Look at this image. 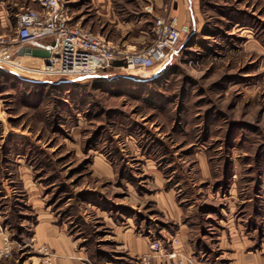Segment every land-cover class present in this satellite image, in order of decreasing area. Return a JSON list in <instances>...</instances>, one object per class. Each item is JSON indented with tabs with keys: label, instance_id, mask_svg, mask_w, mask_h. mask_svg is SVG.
<instances>
[{
	"label": "rangeland",
	"instance_id": "obj_1",
	"mask_svg": "<svg viewBox=\"0 0 264 264\" xmlns=\"http://www.w3.org/2000/svg\"><path fill=\"white\" fill-rule=\"evenodd\" d=\"M163 1L138 23L148 0H117L115 18L60 0L130 50L152 42L154 18L172 7ZM192 4L178 54L144 76L0 64V264H172L173 251L264 264V0ZM27 7L36 0H0V33L13 37ZM127 235L162 250L137 253Z\"/></svg>",
	"mask_w": 264,
	"mask_h": 264
},
{
	"label": "built area",
	"instance_id": "obj_2",
	"mask_svg": "<svg viewBox=\"0 0 264 264\" xmlns=\"http://www.w3.org/2000/svg\"><path fill=\"white\" fill-rule=\"evenodd\" d=\"M36 8H26L16 15L14 36L0 33V64L19 70L38 72L54 77H87L109 68L137 71L144 76L156 65L165 63L181 41L182 28L176 16L166 13L152 22V42L130 50L106 39L76 21L69 7L60 0H36ZM54 39L49 58H33L13 51L14 45H28L46 38ZM26 59L39 61V67H25ZM116 63H119L118 65ZM154 253L161 252L158 240L150 241ZM8 253V245L5 246ZM3 255V252L0 253ZM172 264H196L193 257L173 251L168 254ZM149 257H144L148 263Z\"/></svg>",
	"mask_w": 264,
	"mask_h": 264
},
{
	"label": "crops",
	"instance_id": "obj_3",
	"mask_svg": "<svg viewBox=\"0 0 264 264\" xmlns=\"http://www.w3.org/2000/svg\"><path fill=\"white\" fill-rule=\"evenodd\" d=\"M90 1L91 4L95 7L97 13H100V11H106L108 16H111L112 18L116 17L117 12H115L116 10L115 6L117 0H90ZM148 2L150 5L149 7L146 6L141 7L140 5H137L138 11L137 10L134 11L135 19H136L135 22L140 23L143 21L148 23V20H151L154 15H157L163 11V4H164L163 0H148ZM192 2L193 0H173L171 3L172 7L169 13L177 17L179 28H182L184 30L187 29L188 26L190 27V22L194 21V15L192 14V9H191V6H193ZM101 35L104 36L103 34ZM28 45L52 49L54 46V39L49 37L42 41L30 43ZM21 47L22 45L16 44L13 47V51L18 53ZM128 227H130V225ZM179 237L180 239L186 237V234L185 233L183 234L181 228H180ZM148 242H150V240L146 239V237L140 238L132 235H129L128 237L123 239L124 246L132 250L136 249L137 253H140L139 251H143L144 245L147 244ZM248 264H256V261L253 262L250 260Z\"/></svg>",
	"mask_w": 264,
	"mask_h": 264
},
{
	"label": "water",
	"instance_id": "obj_4",
	"mask_svg": "<svg viewBox=\"0 0 264 264\" xmlns=\"http://www.w3.org/2000/svg\"><path fill=\"white\" fill-rule=\"evenodd\" d=\"M18 54L27 55L33 58L46 59L50 57L51 49L38 47V46L25 45L19 49Z\"/></svg>",
	"mask_w": 264,
	"mask_h": 264
},
{
	"label": "trees",
	"instance_id": "obj_5",
	"mask_svg": "<svg viewBox=\"0 0 264 264\" xmlns=\"http://www.w3.org/2000/svg\"><path fill=\"white\" fill-rule=\"evenodd\" d=\"M117 65L119 64V63H116Z\"/></svg>",
	"mask_w": 264,
	"mask_h": 264
}]
</instances>
